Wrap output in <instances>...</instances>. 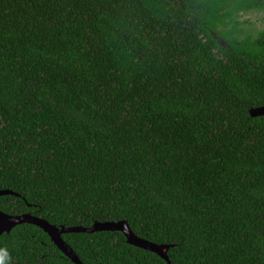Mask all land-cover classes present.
Returning <instances> with one entry per match:
<instances>
[{
	"label": "trees",
	"instance_id": "trees-1",
	"mask_svg": "<svg viewBox=\"0 0 264 264\" xmlns=\"http://www.w3.org/2000/svg\"><path fill=\"white\" fill-rule=\"evenodd\" d=\"M264 0H0V210L127 220L173 264H264ZM84 264H168L122 231ZM5 264H76L41 227Z\"/></svg>",
	"mask_w": 264,
	"mask_h": 264
},
{
	"label": "water",
	"instance_id": "water-1",
	"mask_svg": "<svg viewBox=\"0 0 264 264\" xmlns=\"http://www.w3.org/2000/svg\"><path fill=\"white\" fill-rule=\"evenodd\" d=\"M253 117L264 115V107H256L250 110ZM2 195H18L19 193L11 189H0ZM30 223L35 224L44 229L51 236L53 242L76 264H84L74 248L64 239L63 235L68 233H96L99 231H122L127 237L128 243L152 251L160 255L167 261L168 264H173L168 255L170 245L159 244L148 239L138 236L132 229L127 220L120 221H98L91 227L78 226H57L52 224L47 219L33 215L32 213L25 214H9L0 210V235L5 232H10L14 227Z\"/></svg>",
	"mask_w": 264,
	"mask_h": 264
},
{
	"label": "rangeland",
	"instance_id": "rangeland-1",
	"mask_svg": "<svg viewBox=\"0 0 264 264\" xmlns=\"http://www.w3.org/2000/svg\"><path fill=\"white\" fill-rule=\"evenodd\" d=\"M243 19H249L250 25L248 27L252 28V30L264 29V11H252L245 15Z\"/></svg>",
	"mask_w": 264,
	"mask_h": 264
},
{
	"label": "clouds",
	"instance_id": "clouds-1",
	"mask_svg": "<svg viewBox=\"0 0 264 264\" xmlns=\"http://www.w3.org/2000/svg\"><path fill=\"white\" fill-rule=\"evenodd\" d=\"M0 253H3L4 256L7 255V252L5 249H0ZM0 264H5V260H4V257L3 256H0Z\"/></svg>",
	"mask_w": 264,
	"mask_h": 264
}]
</instances>
